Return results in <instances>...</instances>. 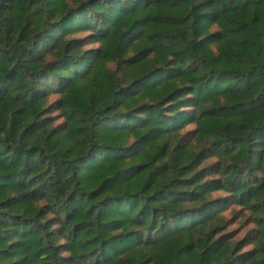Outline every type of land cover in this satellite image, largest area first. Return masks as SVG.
<instances>
[{
  "label": "trees",
  "instance_id": "1",
  "mask_svg": "<svg viewBox=\"0 0 264 264\" xmlns=\"http://www.w3.org/2000/svg\"><path fill=\"white\" fill-rule=\"evenodd\" d=\"M0 264H264V0H0Z\"/></svg>",
  "mask_w": 264,
  "mask_h": 264
},
{
  "label": "rangeland",
  "instance_id": "2",
  "mask_svg": "<svg viewBox=\"0 0 264 264\" xmlns=\"http://www.w3.org/2000/svg\"><path fill=\"white\" fill-rule=\"evenodd\" d=\"M53 96H56V95H52L51 98H53ZM245 218H246V214H244V215L241 217L240 222L243 221Z\"/></svg>",
  "mask_w": 264,
  "mask_h": 264
}]
</instances>
